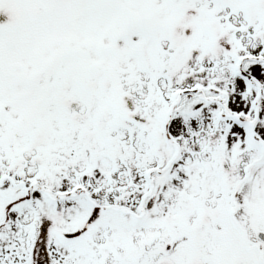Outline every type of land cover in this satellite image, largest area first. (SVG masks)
I'll list each match as a JSON object with an SVG mask.
<instances>
[{
    "label": "snow or ice",
    "instance_id": "6c2138e0",
    "mask_svg": "<svg viewBox=\"0 0 264 264\" xmlns=\"http://www.w3.org/2000/svg\"><path fill=\"white\" fill-rule=\"evenodd\" d=\"M0 264H264V0H0Z\"/></svg>",
    "mask_w": 264,
    "mask_h": 264
}]
</instances>
